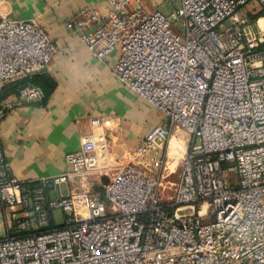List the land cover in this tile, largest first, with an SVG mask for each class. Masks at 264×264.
Here are the masks:
<instances>
[{
  "label": "built area",
  "instance_id": "1",
  "mask_svg": "<svg viewBox=\"0 0 264 264\" xmlns=\"http://www.w3.org/2000/svg\"><path fill=\"white\" fill-rule=\"evenodd\" d=\"M139 1L84 7L66 28L93 57L115 53V79L161 121L112 165L110 139L92 131L103 122L90 118L66 169L33 183L11 175L0 143V264H264V31L255 11L238 15L264 0H169L168 16ZM55 51L35 19L0 16V88L43 73ZM43 96L27 85L14 105ZM103 175L102 193L93 182L75 194ZM53 211L64 217L51 227Z\"/></svg>",
  "mask_w": 264,
  "mask_h": 264
},
{
  "label": "crops",
  "instance_id": "2",
  "mask_svg": "<svg viewBox=\"0 0 264 264\" xmlns=\"http://www.w3.org/2000/svg\"><path fill=\"white\" fill-rule=\"evenodd\" d=\"M103 3L104 0H0V16L35 19L56 46L51 63L39 74L51 85L46 91L38 86L44 93L42 99L14 105L18 97L9 94L0 100L1 105L11 107L0 122V143L10 173L17 180L33 183L62 173L66 169L65 155L79 149L80 132L88 128L90 118L102 120L103 124L92 131L108 136L109 161L117 164L160 122L151 105L113 76L117 55L112 53L106 60L93 57L79 37L66 28V23L84 7L100 9ZM170 5H174L173 10L177 8V3L169 0H140L135 4L165 16L173 11ZM252 7L254 19L264 18L259 15L264 11L256 5ZM183 135L181 132L173 138L180 142ZM72 188L62 185L51 195L66 196ZM96 190L103 192L98 187ZM2 220L0 214V235L5 231Z\"/></svg>",
  "mask_w": 264,
  "mask_h": 264
},
{
  "label": "rangeland",
  "instance_id": "3",
  "mask_svg": "<svg viewBox=\"0 0 264 264\" xmlns=\"http://www.w3.org/2000/svg\"><path fill=\"white\" fill-rule=\"evenodd\" d=\"M173 8H174V5L173 6L172 5L169 6V10L170 11L173 10ZM253 11H255V9L252 7V5L251 4H247L243 9H241L238 12V15L239 16H250V14L253 13ZM261 19H264V18H261ZM157 113H158L159 119L161 121L162 116H161V114L158 111H157ZM183 138H184V140H187V136L186 135H183ZM175 141L176 140L173 138L171 140V143H173ZM177 144L178 143L176 141V143H175L176 146L175 145H174L175 147L173 146L174 148L171 145L169 147V160H168L169 161L168 162L169 165L168 166H169L170 171H176V174L173 175V177H172L174 180H176L178 172L180 170V168H179L180 161H178L179 154H178L177 149H176L178 147ZM100 163H101V165H105L106 161L101 158L100 159ZM111 163H112V165L115 164L112 161H111ZM93 182H94L93 189L94 188L97 189V187H98V188H100V190H102L103 186H105V184L108 182V176H104L103 175V176H101V178H97V176H92L91 178L83 179L81 185L80 186H76L77 188H75V189H79V192L76 191L75 194L81 196L84 193L85 188H87V186L90 185V183H93ZM62 188L64 189V186ZM62 194H65V190L62 192ZM63 217L64 216H63L62 212L53 211L51 213V216H50V225L49 226L52 227V226L60 225L62 223V221H63Z\"/></svg>",
  "mask_w": 264,
  "mask_h": 264
},
{
  "label": "trees",
  "instance_id": "4",
  "mask_svg": "<svg viewBox=\"0 0 264 264\" xmlns=\"http://www.w3.org/2000/svg\"><path fill=\"white\" fill-rule=\"evenodd\" d=\"M259 15L264 16V14H259ZM27 85H32L37 87L39 86L42 88L43 91L44 90L46 91L47 89L51 88L49 81L42 76L35 75L32 77H25L4 84L0 88V100L4 99L9 94L18 95L19 91Z\"/></svg>",
  "mask_w": 264,
  "mask_h": 264
},
{
  "label": "bare ground",
  "instance_id": "5",
  "mask_svg": "<svg viewBox=\"0 0 264 264\" xmlns=\"http://www.w3.org/2000/svg\"><path fill=\"white\" fill-rule=\"evenodd\" d=\"M258 25H259V27L264 31V19H260L259 21H258ZM175 143H176V141L175 142H173V143H171L170 145L173 147L174 145H175ZM176 146V145H175ZM174 146V147H175ZM177 146H178V144H177ZM173 147V148H174Z\"/></svg>",
  "mask_w": 264,
  "mask_h": 264
}]
</instances>
